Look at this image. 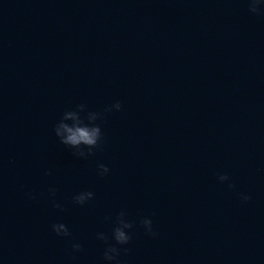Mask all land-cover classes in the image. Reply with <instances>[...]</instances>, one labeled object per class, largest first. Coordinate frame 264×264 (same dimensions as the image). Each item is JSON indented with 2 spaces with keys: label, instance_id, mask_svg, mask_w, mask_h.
I'll return each instance as SVG.
<instances>
[{
  "label": "water",
  "instance_id": "1",
  "mask_svg": "<svg viewBox=\"0 0 264 264\" xmlns=\"http://www.w3.org/2000/svg\"><path fill=\"white\" fill-rule=\"evenodd\" d=\"M116 101L87 159L56 137L66 111ZM121 210L120 264H264V15L248 0H0V264H110L97 233L115 243Z\"/></svg>",
  "mask_w": 264,
  "mask_h": 264
},
{
  "label": "clouds",
  "instance_id": "2",
  "mask_svg": "<svg viewBox=\"0 0 264 264\" xmlns=\"http://www.w3.org/2000/svg\"><path fill=\"white\" fill-rule=\"evenodd\" d=\"M249 11L257 14L264 15V0H248ZM79 109L83 110L86 104L81 103ZM122 110V102L116 101L114 104L107 106L103 113L97 111H91L88 114L87 120L82 119L79 112L77 111H66L63 116L58 120L54 126V133L58 137L59 141L70 149H74L73 154L77 157L87 159L89 156L94 154L95 149H97L103 141V130L101 123L105 119V113L112 111ZM71 120L72 123L67 121ZM97 121H100L99 123ZM110 172V168L106 164L98 165V173L101 176H105ZM49 174L50 171H49ZM220 183H227L228 188L234 189L235 184L232 182L231 177L227 173H222L218 176ZM50 194L54 197L56 193L55 187L49 188ZM30 198L36 199L35 195L32 193L28 194ZM95 193L91 190L81 191L73 197V200L83 205L87 201L93 199ZM240 198L242 201H249L251 196L246 193H240ZM54 206L59 208L61 205L53 201ZM127 212L121 210L117 216L115 226L112 231V239L115 243H108L109 237L104 232H98L97 238L106 242V248L103 252V259L107 262H115V264H120L119 256L121 253V248L118 245H127L132 240L131 230L133 228V222L129 221L127 218ZM141 224L145 228L147 234L155 237L158 235L153 229V220L150 217H143L141 219ZM52 230L58 236L69 237L71 236V231L67 224L63 222H57L52 224ZM82 245L79 242L72 243V249L74 251L81 250ZM123 251H128L124 248Z\"/></svg>",
  "mask_w": 264,
  "mask_h": 264
}]
</instances>
